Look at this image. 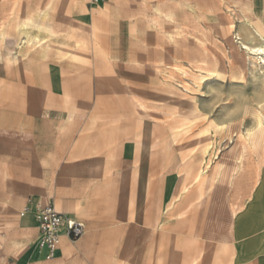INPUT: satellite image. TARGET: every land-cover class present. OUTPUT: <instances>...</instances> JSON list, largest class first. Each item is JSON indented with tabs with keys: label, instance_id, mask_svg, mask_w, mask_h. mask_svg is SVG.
<instances>
[{
	"label": "rangeland",
	"instance_id": "1",
	"mask_svg": "<svg viewBox=\"0 0 264 264\" xmlns=\"http://www.w3.org/2000/svg\"><path fill=\"white\" fill-rule=\"evenodd\" d=\"M109 2L0 0V264H229L264 227V82L241 45L257 44L264 0ZM26 26L77 58L23 46L11 63L2 38L14 49ZM230 136L242 153L231 189L232 166L213 181ZM48 197L75 199L64 212L86 232L45 260L19 210Z\"/></svg>",
	"mask_w": 264,
	"mask_h": 264
},
{
	"label": "crops",
	"instance_id": "2",
	"mask_svg": "<svg viewBox=\"0 0 264 264\" xmlns=\"http://www.w3.org/2000/svg\"><path fill=\"white\" fill-rule=\"evenodd\" d=\"M110 0H103L101 5L103 6H107ZM82 20H85L84 15L82 16ZM29 27H25V32H27V36L26 39L23 41H20L18 43L12 42L13 47H17V46H24V43L26 42V40L29 37H33L35 34H38L40 37L44 38V41L41 43V45H36L33 47H40L42 46V48L46 51L47 54V50L50 51H54L51 50L50 48H48V43H52L53 45L57 44L60 49L62 50V54H60L61 56L66 55L71 59H76L77 58V54L73 51V50H67L64 49L62 47V45L59 43V37L56 35H53V33H51L49 30H45L43 31L41 28H37L35 29V31L33 32H29ZM5 31L2 30V34ZM5 39L7 45H9V43L7 42L6 38H2ZM46 43V44H45ZM21 51V50H20ZM55 52V51H54ZM69 52L71 53H75V57L74 56H70ZM59 55V54H57ZM22 56V54H21ZM21 60V58H20ZM6 61V58H4L2 60ZM10 61V60H9ZM11 63H17V62H12ZM237 150L239 151L240 155H241V162H242V153L239 150L238 146H237ZM133 151L131 150V148L129 147V145L126 146V149L123 152V157H130L132 155ZM234 151H225L224 154L222 155V157L219 159V161L217 162L216 166H215V174L213 177V181L215 182V184L220 180L224 170L228 167V166H232L233 167V171L229 177V186L230 189L232 188V181L234 179V177L238 174L239 170H240V166H241V162L240 164L235 163V155H234ZM260 182V177H259V181ZM229 189V190H230ZM32 200V199H31ZM75 199H70V198H62V197H53V201L51 200V197H48V202H52L54 205V202H58L56 205L59 206L63 211H61L60 209H58L55 205V207L60 210L61 212H67V213H72V210H70V203L74 202ZM144 202L148 201V199L144 198L143 199ZM177 201L176 196L171 200V202H175ZM47 202V203H48ZM159 202H167V188H166V181L165 183H162L160 186V192H159ZM250 202H245V206H247ZM34 204V200H32V206ZM44 204V203H43ZM255 205H260V203L255 204ZM262 205V204H261ZM171 210V206L170 205H166L163 207L162 209V213H168ZM64 212V213H65ZM243 213V211L241 212ZM181 216V217H180ZM184 215L183 213H179L176 215V218H182ZM241 217H243V214L240 215ZM233 218H234V214H233ZM20 222L22 225L27 226V227H33L35 230V236L33 239V243L34 240L36 238V234H37V228L35 225V221L33 218V212L32 210L29 213H26L22 216H20ZM254 222L256 223H263L264 222V216L259 217L257 215L256 219L254 220ZM264 227H262L260 229V231L250 234V235H246L241 237L240 241L234 245L233 249H232V259L231 262L229 264H264V259H262V257L264 256ZM65 242H70L67 238H62L61 243L59 245V247L64 244ZM30 245V243H29ZM25 247V246H24ZM58 247V248H59ZM58 250V249H57ZM29 253H31L33 256L35 257H39L41 256V259H43L42 255H38L36 253V251L34 250V245L33 247L30 246L29 248ZM198 262V256H195L192 258L191 263L190 264H197Z\"/></svg>",
	"mask_w": 264,
	"mask_h": 264
},
{
	"label": "built area",
	"instance_id": "3",
	"mask_svg": "<svg viewBox=\"0 0 264 264\" xmlns=\"http://www.w3.org/2000/svg\"><path fill=\"white\" fill-rule=\"evenodd\" d=\"M100 1L102 0H89V3L97 4ZM31 210H33V218L37 228L34 249L45 260L55 257L62 238L65 237L70 242H75L86 232L83 221L61 212L52 202L37 203L32 209V200L28 198L26 204L19 210V215L22 216Z\"/></svg>",
	"mask_w": 264,
	"mask_h": 264
},
{
	"label": "bare ground",
	"instance_id": "4",
	"mask_svg": "<svg viewBox=\"0 0 264 264\" xmlns=\"http://www.w3.org/2000/svg\"><path fill=\"white\" fill-rule=\"evenodd\" d=\"M102 1L98 2L97 4L101 3ZM229 18L232 19L231 16ZM232 21L233 20H229V23L231 24V26H233V22ZM151 30H152V28H151ZM250 37L251 38H256V40H257V44L256 45H254V46H248V45H246L244 43H241V45L248 52V54L252 56L253 63L255 64V66L257 68H259V69H262V73H261V70H260V74H261V80L264 82V71H263L264 70V26L263 25H260V24H257L256 27H255V34L250 33ZM43 41H44V38L43 37H40L38 34H35L33 37H29L26 40V42L24 43V47L26 48L28 46H31L32 47V46H35V45H41V43ZM3 45L7 48V50L9 51V53L12 54V57L10 58L11 61H15V62L18 61L19 62L20 61V58H21L20 50H21V48L23 46H17V47H13L14 49H12V48L10 49V47H7V43H6L5 40L3 41ZM47 46H48V48L51 47L52 46V43H48ZM41 49H42L41 50V56L42 57H45L46 56V51L42 48V46H41ZM0 53H1V51H0ZM74 54L75 53H72V55L75 57ZM203 78L205 79V75H203V74L200 73L199 74V79H203ZM142 108H144V107H142ZM195 111L200 112V109L199 108H195ZM258 124H259L260 127H262V129L264 131L263 115H261V119L259 120V123ZM226 126L227 125H225L223 123V124L218 125L217 128L218 129H222V128L226 127ZM252 135H253V132L252 131L248 130L246 132V138L248 140H251V136ZM229 140H232V141H231L230 145L228 146L229 149L227 151H234L235 152L234 153V155H235V163L240 164V162H241V155H240L239 151L237 150V148L233 145V143H232L233 142V139H232L231 136L229 137ZM208 150H209V146L204 148L205 153H208ZM215 157L218 158V156H215ZM209 169H210V164L208 162H206L205 165L198 171L197 175L195 176V181H198L201 178L202 175L207 174V172L209 171ZM207 181H208V179L205 180V182H207ZM186 188L187 187H185V188H183V190H181V194H184L188 190V189L186 190ZM35 251H36V253L38 255H41L37 250H35Z\"/></svg>",
	"mask_w": 264,
	"mask_h": 264
}]
</instances>
